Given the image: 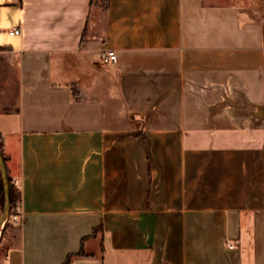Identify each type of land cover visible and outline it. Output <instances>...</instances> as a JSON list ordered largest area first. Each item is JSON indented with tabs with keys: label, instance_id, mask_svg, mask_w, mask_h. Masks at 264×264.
<instances>
[{
	"label": "crops",
	"instance_id": "crops-1",
	"mask_svg": "<svg viewBox=\"0 0 264 264\" xmlns=\"http://www.w3.org/2000/svg\"><path fill=\"white\" fill-rule=\"evenodd\" d=\"M0 144V264H264V0H0Z\"/></svg>",
	"mask_w": 264,
	"mask_h": 264
},
{
	"label": "trees",
	"instance_id": "trees-1",
	"mask_svg": "<svg viewBox=\"0 0 264 264\" xmlns=\"http://www.w3.org/2000/svg\"><path fill=\"white\" fill-rule=\"evenodd\" d=\"M92 3L97 5L99 8H105L107 6L108 0H92ZM0 151L4 156V151L1 144H0ZM4 159L6 161L5 156ZM9 183H10L11 210H10L9 219L6 222L4 228L8 226V223L12 222L11 221L12 216H14L16 213L21 211V192L16 188V186L14 185V179L10 176H9ZM0 209L1 211H3L4 209V188H3L1 173H0ZM70 260H71V256L68 257L67 262L65 264H69Z\"/></svg>",
	"mask_w": 264,
	"mask_h": 264
},
{
	"label": "water",
	"instance_id": "water-1",
	"mask_svg": "<svg viewBox=\"0 0 264 264\" xmlns=\"http://www.w3.org/2000/svg\"><path fill=\"white\" fill-rule=\"evenodd\" d=\"M0 173L2 176L3 188H4V209L0 214V235H1V231L9 219L10 210H11L10 183H9L8 169H7L6 161L1 151H0Z\"/></svg>",
	"mask_w": 264,
	"mask_h": 264
},
{
	"label": "built area",
	"instance_id": "built-area-1",
	"mask_svg": "<svg viewBox=\"0 0 264 264\" xmlns=\"http://www.w3.org/2000/svg\"><path fill=\"white\" fill-rule=\"evenodd\" d=\"M21 31L19 29H13L9 34L11 36H18L20 35ZM102 63L106 66L116 64L118 62L117 53L113 50H106L101 55ZM14 185L19 190L20 188V181L18 179L14 180ZM11 221L13 223L21 225L23 223V216L22 212L19 211L14 216H12Z\"/></svg>",
	"mask_w": 264,
	"mask_h": 264
},
{
	"label": "rangeland",
	"instance_id": "rangeland-1",
	"mask_svg": "<svg viewBox=\"0 0 264 264\" xmlns=\"http://www.w3.org/2000/svg\"><path fill=\"white\" fill-rule=\"evenodd\" d=\"M2 213L1 209H0V214ZM19 224H16V223H8V226L6 228H3L2 231H1V235H0V245L1 243L3 242V240L6 238V239H9V237L11 235H15V234H18V231H17V228L19 227L18 226ZM5 226V225H4Z\"/></svg>",
	"mask_w": 264,
	"mask_h": 264
}]
</instances>
